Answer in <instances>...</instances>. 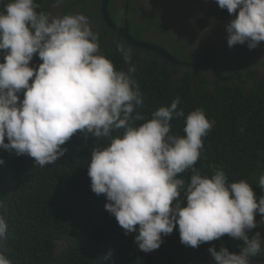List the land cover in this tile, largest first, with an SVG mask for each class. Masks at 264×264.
I'll return each mask as SVG.
<instances>
[{"label":"clouds","instance_id":"9594fccd","mask_svg":"<svg viewBox=\"0 0 264 264\" xmlns=\"http://www.w3.org/2000/svg\"><path fill=\"white\" fill-rule=\"evenodd\" d=\"M63 2L54 0L53 6ZM215 2L234 16L226 25L229 48L247 44L253 50L264 42V0ZM39 8L36 0H8L0 11V149L26 154L45 167L64 156L67 149L61 146L78 132L107 138L106 147L91 152L90 188L106 197L105 210L125 235L137 233L139 250H158L162 237L178 226L181 243L191 248L225 235L244 242L239 255L227 247H210L214 264H249L250 257L264 251L259 232L248 236L257 227L256 213L264 222V196L257 202L246 180L229 183L223 169H214L209 178L195 167L215 121L200 108L185 116L176 97L137 126L136 121L145 120L136 111L144 96L133 78L131 50L116 45L129 62L127 71H117L100 53L99 33L88 17L54 16ZM34 57L42 63L32 65ZM177 118L184 119L183 136L171 132ZM120 129L123 135L113 138ZM189 170L190 182L177 178ZM259 188L264 190V175ZM7 231L0 214V244ZM0 264L12 261L0 253Z\"/></svg>","mask_w":264,"mask_h":264},{"label":"trees","instance_id":"16d2710c","mask_svg":"<svg viewBox=\"0 0 264 264\" xmlns=\"http://www.w3.org/2000/svg\"><path fill=\"white\" fill-rule=\"evenodd\" d=\"M42 2L36 0L38 11H46ZM6 3L0 2V11ZM218 10L221 17H231L226 9ZM100 53L117 71H127L126 61L118 51ZM40 63L38 57L31 62ZM133 78L144 96L143 106L136 111L145 120L136 121L137 126L151 119L160 107L170 106L176 97H180L178 108L184 110L185 116L203 109L215 125L204 138V150L195 167L209 178L214 169L220 168L229 183L246 180L259 202L264 196V190L259 188L260 176L264 175V79L253 82L249 90L229 85L213 92L207 80L192 82L189 75L175 80L154 61L135 68ZM19 95L23 99V93ZM171 123L172 134L183 136L184 119ZM123 131L111 135L122 136ZM109 143L107 138H86L78 132L61 146L67 149L64 156L45 167L35 165L34 158L26 154L18 156L14 151L0 149V159L5 161L0 166V186L6 181L10 187L8 193L0 191V202L4 204L0 214L8 225L0 253L12 264H214L210 247L215 246L217 251L227 247L231 252L227 235L198 248L187 247L180 241L178 226L172 234L162 237L164 242L158 250H139L134 243L137 233L125 235L115 217L105 210L106 197L97 196L90 188L87 167L91 152ZM192 174L189 170L177 178L187 184ZM261 220V215L255 218L257 227L248 232L249 238L259 232L264 240ZM237 244L240 250L244 247L242 240ZM254 258L264 262V251Z\"/></svg>","mask_w":264,"mask_h":264},{"label":"flooded vegetation","instance_id":"af4514ba","mask_svg":"<svg viewBox=\"0 0 264 264\" xmlns=\"http://www.w3.org/2000/svg\"><path fill=\"white\" fill-rule=\"evenodd\" d=\"M42 3L43 9L54 16L80 13L88 17L93 31L99 33L100 52L116 51V45L122 43L131 50L130 63L135 68L154 61L168 70L175 80L187 75L192 82L207 80L213 92L229 85L249 90L253 82L264 79V42L253 50L242 49V45L229 48L226 25L234 16L221 17L215 0H109L110 18L121 30L128 29L127 37L106 24L102 0H64L56 7L54 0ZM128 38L163 48L181 63L196 66L167 64L151 50L137 49ZM125 65L128 69L129 62ZM5 190L8 192L4 184L0 191Z\"/></svg>","mask_w":264,"mask_h":264},{"label":"water","instance_id":"95a60500","mask_svg":"<svg viewBox=\"0 0 264 264\" xmlns=\"http://www.w3.org/2000/svg\"><path fill=\"white\" fill-rule=\"evenodd\" d=\"M108 3H109V0H102V15H103V18L106 22V24L116 33L118 34H121L123 36H126L128 35L127 34V30L128 29H125V30H121L120 28H118L111 20L110 18V15H109V12H108ZM127 37V36H126ZM129 42L133 44V46H135L137 49L139 48H143V49H149L151 50L153 53L157 54L158 56H160L162 58V60H165L167 64H172L173 66H176L177 64H180V65H184V66H187V67H195L196 65L194 63H190V64H187V63H181L180 61L174 59L172 57V55H170L165 49L163 48H158V47H154V46H150L148 44H145V43H142V42H139L138 40H133L132 38H128ZM204 64V63H203ZM210 66H212L214 69L216 68V66L212 63V62H209L208 63ZM216 70V69H215ZM260 216L259 213H256L255 214V218ZM237 239H234V238H231L229 237L228 238V242H229V248L231 250L232 253L234 254H237L239 255L240 254V249L238 247V244H237ZM249 264H264V262L260 259H256V258H253V257H250L249 258Z\"/></svg>","mask_w":264,"mask_h":264},{"label":"rangeland","instance_id":"374dc122","mask_svg":"<svg viewBox=\"0 0 264 264\" xmlns=\"http://www.w3.org/2000/svg\"><path fill=\"white\" fill-rule=\"evenodd\" d=\"M213 23L216 25V22L214 20H213ZM198 31H200V30H198ZM241 47H242V49H244V48H247V45L245 44V45H242ZM6 186H7L8 191H9L10 187L8 185V182H6ZM5 192L8 193L6 190H5Z\"/></svg>","mask_w":264,"mask_h":264}]
</instances>
